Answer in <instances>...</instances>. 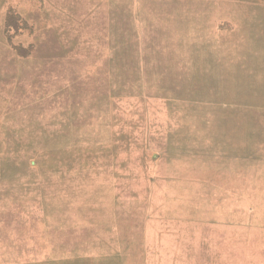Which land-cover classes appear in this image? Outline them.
I'll return each mask as SVG.
<instances>
[{
  "label": "rangeland",
  "instance_id": "rangeland-1",
  "mask_svg": "<svg viewBox=\"0 0 264 264\" xmlns=\"http://www.w3.org/2000/svg\"><path fill=\"white\" fill-rule=\"evenodd\" d=\"M42 3L0 0V264H198L217 206L264 214V0Z\"/></svg>",
  "mask_w": 264,
  "mask_h": 264
},
{
  "label": "crops",
  "instance_id": "crops-1",
  "mask_svg": "<svg viewBox=\"0 0 264 264\" xmlns=\"http://www.w3.org/2000/svg\"><path fill=\"white\" fill-rule=\"evenodd\" d=\"M42 9L40 10L39 8V15H42L45 20L47 16L46 0H44V6L42 3ZM44 34L46 35L47 32L44 31ZM98 69V67H94V71L91 73L98 72ZM224 140L229 143L225 145V152L221 151V153L219 152L218 145L214 168L216 190L219 192L221 189L222 192H225L222 198L215 195L216 201L239 189V185H236V183L240 181V154L238 155L234 152L235 146L233 142L240 140V136L234 133H227ZM257 168L254 162L247 165L249 172ZM262 171H264V159ZM262 183H264V177H262ZM244 189L264 190V184L261 186L250 184L249 187ZM245 201H243L244 203L239 208V211L241 210L239 212L241 216L239 217H226L222 215L220 217V213H223L224 208L217 206L218 216L214 220L208 221V226H211L213 232L196 234L195 240L197 241L203 237L205 238L204 241H200V243H205V249L201 248L200 244L192 249L194 257H198L199 259L198 264H264V214L261 216L252 215V204L246 205V203L256 201L254 193L251 192ZM245 210H247L246 214L244 213ZM186 251L190 253V247ZM203 257L207 260H202Z\"/></svg>",
  "mask_w": 264,
  "mask_h": 264
}]
</instances>
